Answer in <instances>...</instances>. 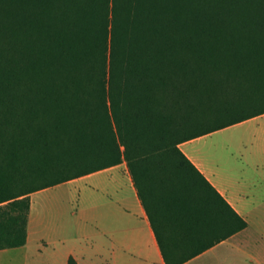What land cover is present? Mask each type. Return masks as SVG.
<instances>
[{
  "label": "trees",
  "instance_id": "trees-1",
  "mask_svg": "<svg viewBox=\"0 0 264 264\" xmlns=\"http://www.w3.org/2000/svg\"><path fill=\"white\" fill-rule=\"evenodd\" d=\"M261 114L264 0H0V249L32 192L125 161L185 262L249 222L180 143Z\"/></svg>",
  "mask_w": 264,
  "mask_h": 264
},
{
  "label": "rangeland",
  "instance_id": "rangeland-1",
  "mask_svg": "<svg viewBox=\"0 0 264 264\" xmlns=\"http://www.w3.org/2000/svg\"><path fill=\"white\" fill-rule=\"evenodd\" d=\"M209 140L211 165L231 185L239 180L251 194L249 203L256 201V206L250 207L251 226L238 239L257 249L264 259V114L215 130ZM34 199L38 210L35 211V232L29 244L0 250V264H67L63 253L48 246L40 236L49 235L47 219L51 216L53 223H63L62 229L73 237L79 208L82 230L95 242H104L99 251L83 254L82 264H107L106 259L110 260L112 256V241L110 236L101 237L99 224L101 220L117 216L116 205L110 196L104 195L102 189L96 188L89 178L78 177L41 190ZM228 256L224 264H230V258L233 259L231 264H237L235 256L242 259V264L246 263V255ZM135 263L142 262L137 257Z\"/></svg>",
  "mask_w": 264,
  "mask_h": 264
},
{
  "label": "crops",
  "instance_id": "crops-1",
  "mask_svg": "<svg viewBox=\"0 0 264 264\" xmlns=\"http://www.w3.org/2000/svg\"><path fill=\"white\" fill-rule=\"evenodd\" d=\"M210 138L211 132L185 140L180 143V147L210 182L212 181L240 214L248 220L249 225L181 264H224L223 262L229 258L227 254L246 255L245 264H264L263 256L258 254L257 249L248 247L244 241L238 239L251 226L250 207L254 208L256 201L252 200V203H249L248 199L251 194L248 190H245L243 184L238 180V182L236 181L231 185L211 165ZM81 177L89 178L95 187L102 189L103 194L110 196L114 205H116L117 216L111 217L110 220H101L99 224L101 237L104 239L105 236H110L112 241V256L110 260L109 258L106 259L107 264H167L148 214L137 194L127 163L124 161ZM41 190L33 192L31 197L28 238L27 243L23 246L29 244L31 236L35 232V211L38 210V207L35 204L34 196ZM76 214V229L73 237H69L62 229L64 227L63 223H53L51 216L47 219L49 235L40 236V239L45 241L48 246H52L55 250L63 253L67 264H69L70 256H73L79 264H82L81 256L83 254L89 251H99L104 245V242L101 244L95 242L92 238L90 239L89 235L82 230L80 208ZM137 257L140 258L142 263H135ZM238 257L235 256V261L237 264H242L240 262L242 259ZM237 260H239V263ZM229 261L230 264L233 263V259L230 258Z\"/></svg>",
  "mask_w": 264,
  "mask_h": 264
}]
</instances>
